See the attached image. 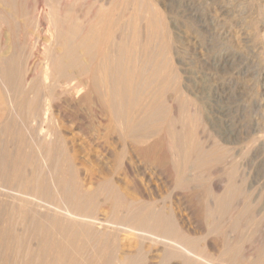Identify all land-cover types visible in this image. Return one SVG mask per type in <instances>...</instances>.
Masks as SVG:
<instances>
[{
  "label": "bare ground",
  "instance_id": "obj_1",
  "mask_svg": "<svg viewBox=\"0 0 264 264\" xmlns=\"http://www.w3.org/2000/svg\"><path fill=\"white\" fill-rule=\"evenodd\" d=\"M40 1L44 29L37 0H0V264H264V217L227 151H264V75L255 85L253 51L244 71L253 95L239 130L222 131L230 124L214 113L216 91L185 77L165 0ZM7 15L31 28V43L29 30L10 32ZM195 38L185 41L196 54ZM223 50L217 75L240 55ZM163 187L185 215L155 205ZM105 205L110 226L97 221Z\"/></svg>",
  "mask_w": 264,
  "mask_h": 264
},
{
  "label": "rangeland",
  "instance_id": "obj_2",
  "mask_svg": "<svg viewBox=\"0 0 264 264\" xmlns=\"http://www.w3.org/2000/svg\"><path fill=\"white\" fill-rule=\"evenodd\" d=\"M33 1L32 0H24L25 7L31 8V6H33L35 3V0H33ZM37 1H38L37 2L38 3L37 9H39L38 12H40V15H39L40 16V28L44 29L45 28L44 24L46 23L45 22L46 20H45V18H42L43 14H41V13L47 11V9L44 6V4L42 3V1H40V0H37ZM67 1H70V0H67ZM78 1H79V3H81V2L84 3V0L83 1L81 0V2H80V0H78ZM91 1L92 0H88L84 4H86V6H88V4H90V3L92 4ZM220 2H221V4H220ZM227 3L228 4L230 3L229 4L230 6ZM165 4L167 6L168 5L170 6V8L172 9V13H170L168 15V18H166V15H164L162 19H163L164 23H166L168 25H169V23H171L174 27V29L172 30L173 33L172 32L171 33L173 35L174 41L177 43L174 42L173 49L177 53V55H179V58H180V61L182 64V66H181L182 69L185 70V72L187 71L185 73V77L189 78L190 80L196 79V81H199V84L201 86H204L207 89L211 87L213 92H214V90L216 91L215 95L213 94V92L208 94L210 96L212 94L214 95V96L212 95L213 97L211 96L212 97L211 100L214 101V103H212L213 108H215L216 105L219 108L218 109L216 107L214 113L216 116L219 115L218 117L221 116L220 119L223 118L224 121L226 120L225 121L226 123L231 125V126L228 125V128H225V127L223 128V126H220V127H222V131H227L226 129H229V130H232L235 132L238 131L240 128V121H241V120H239L238 117H240V115L242 114L241 109H243V104H245V101L247 100V98H249L253 95V92H252L253 90L250 92L251 88L249 89V87H250V86L248 87L249 83L247 84V82H246L247 79H245V75H244V71L247 68L248 61L250 59V55L248 52L249 50H252L254 53V59H253L254 60V63H253L254 69H253V71L255 73V79L257 80L255 85L261 83L260 82L261 79H259V78H261V76L263 77V75H264V72H262L264 70V67H263L264 64L261 65V60L264 61V48H263L264 47V28H263L264 27V13H263L264 10H262V9H264V3L261 0H259V1H257V0H221V1L220 0H165ZM225 4H227V5L225 6ZM118 7H117V10H116L117 12H116L115 17H114L115 22L117 21V23H120L121 25H123V23L126 21L124 19L127 16L125 15L124 16L125 18L123 17V20L122 19L119 20L120 16L124 12V7H122L121 5H118ZM160 11H162V10L160 9ZM176 11H177V13H176ZM7 13L9 14L11 12L7 11ZM36 14H37V12H36ZM172 14H173V16H172ZM92 15H93V9L89 12L88 16H92ZM7 17H9L10 25L12 23V25L10 26V29L12 28L15 30V31L13 30L10 32H17V34H20L19 32H24L26 30H29V29H27L28 27L24 28L27 26V25L23 24L24 22L23 23H22V21H16L15 22V20L11 16L7 15ZM174 17L176 20L174 19ZM251 17H253V18H251ZM18 22L20 23V25L18 24L16 26V24ZM186 22H187V24H186ZM41 23H43L42 24L43 26L41 25ZM180 23H182V24H180ZM14 26H15V28H14ZM185 27H186V29L188 28L187 29L188 31L185 29ZM30 30H31V28H30ZM30 30L27 31V32H30L29 33L30 35L28 34V36L26 35L27 37L26 36L24 37V39L26 38L25 41L28 43H31L34 39V34L31 37L32 31H30ZM180 31H182V32H180ZM183 31H185V32L183 33ZM187 32H189V33H187ZM217 32H248V39H247L248 42L245 41V42L241 43L242 44L241 45V44H238V43L231 41V40H222V38L217 35ZM255 32H257V33H255ZM175 33H177V34H175ZM187 34L188 35L190 34L191 36L194 35V38L196 37L195 38L196 42H197L196 43L197 44L196 45V50H197L196 54L193 51V47L189 44L187 45V43L185 41V37L187 36ZM255 34H258V35H255ZM250 35L252 37H250ZM253 36H254V38H253ZM229 41H231V42H229ZM181 45H183V46H181ZM186 45L190 49H187L188 47ZM179 48H183L184 52H183V49H179ZM222 48H224L223 51L225 53H227L228 55L229 54L233 55L234 53H236V54L239 53L240 54L238 56L239 61H238V59H235L233 61V64H231V62H229L227 64L226 68H224V71L222 70L226 74H224L221 71L217 75V74H215V72L218 71L217 63L213 62V59L217 56V51L219 52V50ZM258 48H259V50H258ZM260 48L263 49V51ZM178 50H179V52H178ZM246 51L248 52V55H246L247 54ZM33 53H35V50H33ZM201 55L203 57V61L201 63H199L197 59H199V57ZM193 56L195 59L193 58ZM245 56L246 57L248 56V58H246ZM192 59H194V61ZM190 60L193 62H191ZM256 60L258 61V63ZM33 61H34V58L29 59V69H28L29 75L33 74L32 72H34V66H32ZM162 61H163V56L161 54H158L156 56L155 63L157 65H160L162 63ZM236 62H239L242 64L239 65V63H236ZM195 64H197L196 67H195ZM256 66H259V67H256ZM194 68H195V70H194ZM225 69H226V72H225ZM238 70H239V72H238ZM197 71L199 73H197ZM162 72L166 73V70L164 69ZM240 76H241V80H240ZM214 78L218 79V82L220 84L219 89H217V90L215 87H213L214 83H216V81H214ZM229 79H230V82H231V80H232V82L228 84ZM184 80H187V79L185 78ZM192 80H191V82H192ZM223 83L224 84L226 83V84L224 85ZM235 83H237V86L234 88V89H236V91H234L233 93L231 92L232 94L229 95L230 90H232L231 85L235 86L236 85ZM229 87L231 89H229ZM243 100H245V101H243ZM221 108H222V110H220ZM229 109H230V111H227ZM216 112L217 113L219 112V113L217 114ZM221 112H223V114H225L226 117H222ZM260 125H263V124L261 123ZM182 128L184 129L183 131H186L185 126H182ZM180 131L181 130L179 128V133H180ZM259 134L260 133H258V135ZM261 134L264 135V132ZM199 136H201L202 139L207 141V133L206 132H204V133L200 132ZM9 138H12V136L10 135ZM168 138L169 137H167L166 139H168ZM166 139H165V146H166L165 148H167V150H168L169 149L168 146H170L168 144H170V143H167V145H168L167 146L166 145V142H167ZM169 141L170 140H168V142ZM262 142H264V138H263ZM256 144L258 146V144H260V143L256 142ZM227 147H226L227 151L230 147L228 152H230L231 154L235 153L234 154L235 160L233 159V165H234V167L236 166L235 167L237 169L236 174H238L239 177L244 176L243 178L246 179V188H247L246 193L248 195V198H250L249 199L250 203L252 202V204H250V205H253L252 206L253 208L255 206L254 209L259 207L258 209H256L259 211L254 210L256 212L257 217H258V215L260 216V214H261L260 217H264L263 216L264 215L263 214L264 213V191H263L264 190V154H263L264 151L261 150L263 147L261 148V146L259 145L258 149L255 148V150L253 151V154H250L251 156L253 155L252 157L250 155H246V156L243 155V153H242L243 150L241 149L242 151L241 150H240L241 152L239 151V149H240L239 145L234 146V147L238 148V150L236 148L232 149L230 145H227ZM10 148L11 149L13 148V146L11 144H10ZM231 149L233 150V152ZM167 150H166V154L169 151V150L168 151ZM254 152H255V154H254ZM240 153H242V154H240ZM169 155L170 154L168 152L167 156H169ZM245 157H247V158H245ZM253 157H255L256 159ZM166 163H163L164 165H162V168L165 171L169 172L170 166L167 165ZM0 185H1V182H0ZM166 189H167L166 187H163L161 189V192H160L161 194H158L159 196L155 200V202H156L155 205L164 206L163 210L165 213H169V211H171L174 214L176 213V215H178V214L185 215L186 212L184 213V211L182 210V207H181V209H179L180 207L177 204L171 205L169 193H168V190H166ZM0 190L8 191V189H5V190L0 189ZM177 191L178 192H185L187 194V192L180 187L177 189ZM259 198L261 200H259ZM253 199H254V201H253ZM257 199H258V202H257ZM261 210H263V211H261ZM258 212L260 214L257 215ZM198 213H199V211H198ZM109 214H110V212H109L108 207L106 205L103 206L102 208H100L98 210L97 221L100 222L101 224L103 223L106 226H110L111 220H110Z\"/></svg>",
  "mask_w": 264,
  "mask_h": 264
}]
</instances>
